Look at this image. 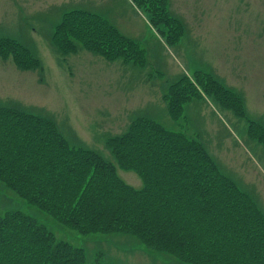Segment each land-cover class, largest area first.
I'll use <instances>...</instances> for the list:
<instances>
[{"label": "trees", "instance_id": "trees-1", "mask_svg": "<svg viewBox=\"0 0 264 264\" xmlns=\"http://www.w3.org/2000/svg\"><path fill=\"white\" fill-rule=\"evenodd\" d=\"M132 1L179 39L184 27L168 0ZM52 40L65 55L87 50L109 61L145 58L139 43L105 17L78 8L62 13ZM28 49L12 38L0 40V55L12 56L23 69L40 65ZM196 78L182 76L162 94L174 120L202 93L245 112L242 98L216 78L205 72ZM258 129L253 136L264 143V127ZM106 145L114 160L73 145L48 116L0 106V181L61 225L85 236L134 235L185 264H264V210L225 175L199 138L143 116ZM120 170L134 172L142 185L126 181ZM0 264L89 263L85 247L9 210L0 213ZM94 264L120 263L98 253Z\"/></svg>", "mask_w": 264, "mask_h": 264}, {"label": "rangeland", "instance_id": "rangeland-1", "mask_svg": "<svg viewBox=\"0 0 264 264\" xmlns=\"http://www.w3.org/2000/svg\"><path fill=\"white\" fill-rule=\"evenodd\" d=\"M183 30L176 34L132 0H0V40L12 38L30 49L40 65L23 69L0 55V106L52 118L60 132L114 160L107 139L122 135L143 116L199 138L225 175L264 210V143L253 136L264 127V0H168ZM83 9L100 14L145 51L138 62L109 61L87 50L65 55L52 33L62 13ZM28 49V50H29ZM208 73L239 95L238 114L202 93L174 120L163 95L169 83ZM115 163V161H114ZM140 186L132 171L120 170ZM19 210L35 217L58 239L86 248L88 263L99 253L120 264H185L124 233L82 235L61 225L0 181V213Z\"/></svg>", "mask_w": 264, "mask_h": 264}]
</instances>
